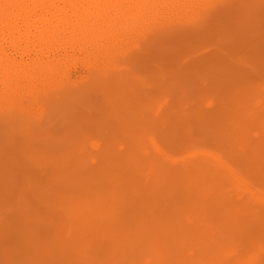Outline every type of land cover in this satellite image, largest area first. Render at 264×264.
<instances>
[{
    "label": "bare ground",
    "instance_id": "1",
    "mask_svg": "<svg viewBox=\"0 0 264 264\" xmlns=\"http://www.w3.org/2000/svg\"><path fill=\"white\" fill-rule=\"evenodd\" d=\"M207 1L0 0V153L108 69L129 73L140 33ZM261 78L195 124L144 102L88 161L49 156L8 175L0 160V264H264Z\"/></svg>",
    "mask_w": 264,
    "mask_h": 264
},
{
    "label": "rangeland",
    "instance_id": "2",
    "mask_svg": "<svg viewBox=\"0 0 264 264\" xmlns=\"http://www.w3.org/2000/svg\"><path fill=\"white\" fill-rule=\"evenodd\" d=\"M125 52L129 73L108 69L56 117L34 119L22 131L24 139L0 153L2 171L18 175L24 164L32 168L35 159L49 156L88 161L107 140H122L125 125L144 102L168 111L163 118L169 125H176L184 111L192 112L195 124L194 111L210 114L222 99L237 96L247 84L259 79L261 85L264 0H208L187 17L169 21L154 33H140ZM144 81L154 87L148 94L142 88ZM150 121V116L143 117L144 132ZM76 144L84 153H70ZM46 145L62 148V153L41 149Z\"/></svg>",
    "mask_w": 264,
    "mask_h": 264
}]
</instances>
